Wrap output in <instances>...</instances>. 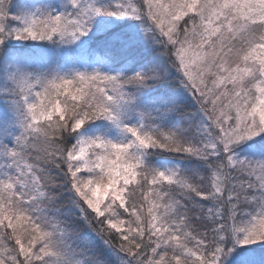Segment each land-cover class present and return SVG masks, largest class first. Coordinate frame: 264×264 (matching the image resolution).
Listing matches in <instances>:
<instances>
[{"label":"snow or ice","instance_id":"obj_1","mask_svg":"<svg viewBox=\"0 0 264 264\" xmlns=\"http://www.w3.org/2000/svg\"><path fill=\"white\" fill-rule=\"evenodd\" d=\"M0 264H264V0H0Z\"/></svg>","mask_w":264,"mask_h":264}]
</instances>
